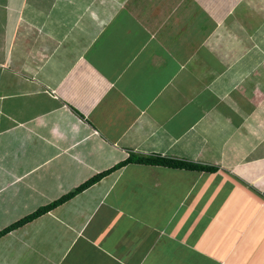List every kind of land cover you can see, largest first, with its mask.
Returning a JSON list of instances; mask_svg holds the SVG:
<instances>
[{
	"label": "crops",
	"instance_id": "1",
	"mask_svg": "<svg viewBox=\"0 0 264 264\" xmlns=\"http://www.w3.org/2000/svg\"><path fill=\"white\" fill-rule=\"evenodd\" d=\"M0 264H264V0H0Z\"/></svg>",
	"mask_w": 264,
	"mask_h": 264
},
{
	"label": "trees",
	"instance_id": "2",
	"mask_svg": "<svg viewBox=\"0 0 264 264\" xmlns=\"http://www.w3.org/2000/svg\"><path fill=\"white\" fill-rule=\"evenodd\" d=\"M144 163V164H155V165H164L169 167H175V168H186V169H192V170H205V171H216L217 168L214 166H207L203 164L194 163L192 161L188 160H180V159H174L169 158L162 155H138V154H130L129 158L122 162L119 165H116L114 168L109 169L107 171H104L102 173H98L95 176L91 177L87 181H85L83 184H81L79 187H77L75 190L71 191L70 193L62 196L61 198L53 201L52 203L39 208L34 213L22 218L21 220L15 222L14 224L10 225L9 227H6L4 230L0 231V236L10 232L11 230H14L15 228H18L22 226L23 224L39 217L40 215H43L47 213L48 211L54 209L55 207L59 206L60 204L64 203L65 201L69 200L79 192H82L83 190L87 189L88 187L94 185L98 181H100L106 174L130 163Z\"/></svg>",
	"mask_w": 264,
	"mask_h": 264
}]
</instances>
